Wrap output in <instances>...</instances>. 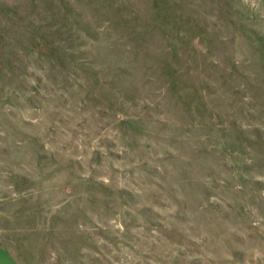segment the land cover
<instances>
[{
  "label": "rangeland",
  "instance_id": "374dc122",
  "mask_svg": "<svg viewBox=\"0 0 264 264\" xmlns=\"http://www.w3.org/2000/svg\"><path fill=\"white\" fill-rule=\"evenodd\" d=\"M0 253L264 264V0H0Z\"/></svg>",
  "mask_w": 264,
  "mask_h": 264
},
{
  "label": "crops",
  "instance_id": "0c3cea01",
  "mask_svg": "<svg viewBox=\"0 0 264 264\" xmlns=\"http://www.w3.org/2000/svg\"><path fill=\"white\" fill-rule=\"evenodd\" d=\"M0 264H14L5 254L0 253Z\"/></svg>",
  "mask_w": 264,
  "mask_h": 264
}]
</instances>
